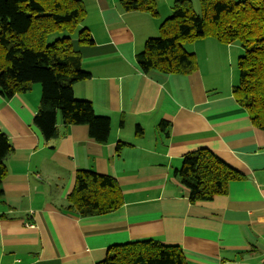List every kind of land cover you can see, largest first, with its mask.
Returning a JSON list of instances; mask_svg holds the SVG:
<instances>
[{
    "label": "crops",
    "instance_id": "obj_1",
    "mask_svg": "<svg viewBox=\"0 0 264 264\" xmlns=\"http://www.w3.org/2000/svg\"><path fill=\"white\" fill-rule=\"evenodd\" d=\"M175 1L157 0L154 16L125 10L121 0H83L85 16L72 37L91 76L74 93L110 117L107 142L87 124H64L61 114L58 136L45 139L34 123L38 83L11 98L0 93V126L12 145L0 183V264H99L111 246L148 239L180 245L188 264H264V130L233 93L238 45L185 43L198 60L188 74L138 65ZM83 28L92 43L77 42ZM201 148L244 176L226 194L193 203L176 169ZM80 169L113 176L123 205L90 216L68 209Z\"/></svg>",
    "mask_w": 264,
    "mask_h": 264
},
{
    "label": "trees",
    "instance_id": "obj_2",
    "mask_svg": "<svg viewBox=\"0 0 264 264\" xmlns=\"http://www.w3.org/2000/svg\"><path fill=\"white\" fill-rule=\"evenodd\" d=\"M125 10L158 15L157 0H121ZM176 0L172 14L160 25L158 36L150 37L137 54L140 69L188 74L198 68L196 54L185 43L214 38L224 45L243 48L237 60L239 82L233 87L237 101L249 112L254 125L264 130V0ZM83 0H0V93L11 98L27 92L35 83L42 96L34 123L45 139L59 134L64 124H87L90 134L107 142L111 131L109 116L98 115L92 101L77 98L74 84L91 76L82 67V53L72 37L84 19ZM58 29L67 34L53 42L47 35ZM79 44L93 39L86 28L78 32ZM168 123L162 122L166 129ZM12 151L8 135L0 126V183L7 172L6 158ZM190 191L191 202L226 194L230 181L243 173L213 150L201 148L187 154L176 169ZM68 209L82 216L105 214L124 203L117 180L92 169H80L68 195ZM99 264H188L180 245L148 239L109 248Z\"/></svg>",
    "mask_w": 264,
    "mask_h": 264
},
{
    "label": "rangeland",
    "instance_id": "obj_3",
    "mask_svg": "<svg viewBox=\"0 0 264 264\" xmlns=\"http://www.w3.org/2000/svg\"><path fill=\"white\" fill-rule=\"evenodd\" d=\"M194 2L196 3L197 12L200 13L201 10H200L199 0H195ZM65 34H67V32L65 30H62V29L51 31L47 35V42L51 43V42L55 41L57 38L65 35ZM208 38L209 39H214V38H211V37H208ZM210 41H212V40H210ZM238 54H243V48L240 45L233 47V64H234V66L235 65L237 66V60H238V56H239ZM238 71H239V69H238ZM237 74H238V72H237Z\"/></svg>",
    "mask_w": 264,
    "mask_h": 264
}]
</instances>
